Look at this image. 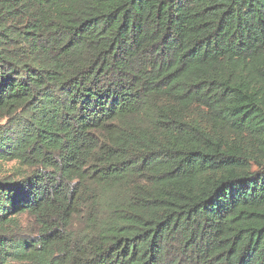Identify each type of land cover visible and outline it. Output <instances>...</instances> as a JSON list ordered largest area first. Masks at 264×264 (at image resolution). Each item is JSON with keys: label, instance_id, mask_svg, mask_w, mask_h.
Here are the masks:
<instances>
[{"label": "trees", "instance_id": "16d2710c", "mask_svg": "<svg viewBox=\"0 0 264 264\" xmlns=\"http://www.w3.org/2000/svg\"><path fill=\"white\" fill-rule=\"evenodd\" d=\"M0 264H264V0H0Z\"/></svg>", "mask_w": 264, "mask_h": 264}, {"label": "rangeland", "instance_id": "374dc122", "mask_svg": "<svg viewBox=\"0 0 264 264\" xmlns=\"http://www.w3.org/2000/svg\"><path fill=\"white\" fill-rule=\"evenodd\" d=\"M12 162H1L0 161V169L2 172L9 171L12 166Z\"/></svg>", "mask_w": 264, "mask_h": 264}]
</instances>
